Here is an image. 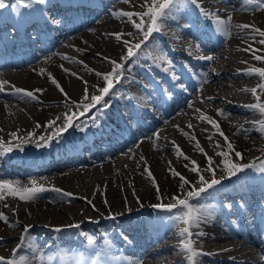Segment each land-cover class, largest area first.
<instances>
[{
    "label": "bare ground",
    "instance_id": "1",
    "mask_svg": "<svg viewBox=\"0 0 264 264\" xmlns=\"http://www.w3.org/2000/svg\"><path fill=\"white\" fill-rule=\"evenodd\" d=\"M84 1L47 0L46 4L26 8L17 4V0H3L6 6L0 8L3 50L6 53L11 50L16 61H20L0 69V82H6L4 91H0V144L11 148L0 155V182H10L21 189L30 188L35 183L49 189L29 201L4 194V199L0 200V212L8 218V223L0 221V237L3 238L0 240V256H12L14 246L11 242L21 241L22 235L26 237L24 244H41L28 238L29 232L24 233L25 226L37 233L36 228L48 225L56 232L46 234V237H54L51 241L72 242L70 236L60 237L55 231L57 228L62 233L70 230L76 234L78 228L83 227L98 238L111 237L115 245L124 246V255L131 253L127 248L136 246L125 245L128 235L136 242L142 240L144 245L153 242L155 247L141 257L142 264H188L187 253L180 247V231L184 225L177 216L181 210L167 211L153 205L173 204L172 197L181 194L180 179L174 177L170 169L199 187L196 174L189 170L193 166L190 161H195L206 180L213 178L207 171L205 155L194 146L198 141L203 152L213 161L215 178L222 184L202 194L198 201H192L200 215L198 224L190 228L195 247L203 253L197 257V264H264V216L258 215L259 224L256 226L254 221L249 222L247 240L244 241L237 237L236 227L232 224L239 219L230 218L231 212L223 203L235 201L238 198L235 194L240 191L246 197L264 195V172L247 169L228 178L221 163L224 158L218 155L221 151H229L225 141L211 124L198 118L206 115L219 125L233 145L230 160L232 156L236 157L235 152H239L242 161L237 164L259 167V162L264 161V131L256 123L264 121V116L245 107L256 101L250 91H244L261 82L257 75L245 73L250 69L264 68V62L254 59V55L264 56V44L259 43L264 37L253 31L255 28L264 30V9L247 4L245 0H201L206 11L225 21L231 16V21L226 23L227 34H222L215 30L212 19L201 16L189 5L164 20L160 31L154 32L142 45L137 57L126 65L120 82L115 84L111 94L104 97L108 107L105 108L102 102L89 112H82L74 102L83 101L85 87L89 95H99L95 86H104L103 80L95 73L110 71L109 60L120 61L126 51L123 40L136 44L143 39L128 17L113 13L144 11L141 7L144 0H89V5L85 6L82 5ZM53 5L58 8L51 11L49 6ZM67 5L72 6L69 13H65ZM79 6L87 17L78 26L71 25L60 33L63 20L71 15L74 20L79 18L73 13ZM55 13L59 14L61 23L56 27L48 26L56 32L57 40L47 41L40 29L37 30L38 20ZM132 19L138 21L135 15ZM186 24L193 26L185 27ZM245 24L251 27L242 28ZM8 26L20 35L25 51L21 44L13 48ZM30 32H35L34 39L29 42L21 40ZM113 33H123L124 36L118 41ZM30 47L40 49V54H29ZM160 56L166 59L161 60ZM206 56L213 59H202ZM50 77L55 78L63 93ZM178 77L189 86L182 94ZM162 86L166 88L164 97L160 92ZM14 88L34 91L37 99L28 100L15 95ZM149 88L154 90L158 99L151 97ZM37 89L43 91H35ZM64 93L70 99H66ZM260 99L264 102V94H260ZM167 109L169 113L164 121L149 127L148 136L139 140L131 137V128L146 126L135 110L151 119L158 110L164 112ZM218 110L224 115H219ZM65 113H76L74 126L57 137L55 132L63 126ZM110 114L116 117L118 125L107 131L111 130L106 124ZM49 121H55V124L49 127ZM146 121L152 123L154 120ZM182 132L194 136L195 141ZM105 135L112 143L106 148L107 159L95 152ZM48 137H54L49 141V148H29ZM173 142L189 159L178 158ZM86 149L95 153V162L85 160L83 153ZM114 152L119 153L114 156ZM68 167L72 168L67 170ZM54 168L60 173L51 175ZM22 171H42L44 175L22 184L6 178L12 176V172ZM148 171L159 188V198ZM259 182L261 189L255 186ZM247 185L253 187L244 191ZM53 188L72 195L63 196L52 191ZM186 190L190 189L186 186ZM46 217H67L69 221L49 222L44 219ZM73 225L79 227H71ZM120 230L128 235L125 233V237L120 238ZM39 234L35 236L37 240L42 238ZM159 241L163 242L157 244ZM105 259L110 258L105 255ZM26 264L42 263L26 257Z\"/></svg>",
    "mask_w": 264,
    "mask_h": 264
},
{
    "label": "snow or ice",
    "instance_id": "2",
    "mask_svg": "<svg viewBox=\"0 0 264 264\" xmlns=\"http://www.w3.org/2000/svg\"><path fill=\"white\" fill-rule=\"evenodd\" d=\"M125 2H128V0H125ZM247 4L255 5L258 8L264 9V0H245ZM47 0H17V4L22 5L23 7L30 8L33 4H39L43 5L46 4ZM189 5L193 6L197 12L207 18L212 19L214 21L215 30L218 33L227 34V28L226 23L231 21V16L227 18V21L221 19L218 15H215L213 13H210L206 11L201 3V0H144V3L141 5V7L144 9V11L139 13H132V12H116L113 13L115 16H124L128 17V20L130 23H132L133 27L137 30V32L141 33L143 36V39L140 41V43L131 44L127 40H123L122 42L125 45V54L120 58V61L116 60H109V63L111 65L110 71L106 73H95L97 77L103 80L104 86L100 87L99 85H96V90L99 92V95H89L87 91V87H85L83 101H89V103H83L81 102H74L77 103L78 107L82 109V112H89L93 107L96 105L104 103V107H108L106 102H104V97L111 94L112 90L115 87L116 83H119L121 78L123 77V73L126 69V65L133 61L139 51L142 48V45L147 41V39L154 33L158 32L161 29V25L164 20L170 18L175 13L180 12L187 8ZM6 5L3 3V0H0V8H4ZM16 5H13V8H15ZM138 17L137 20H133V16ZM46 22L52 27H56L61 23V20L59 18L53 19L52 17H46ZM192 24H186L185 27H191ZM242 28H250V25H242ZM254 32L258 33L261 37H264V30H260L258 28L253 29ZM112 35L115 36V39L118 41H121L124 34L123 33H113ZM128 35H131L129 33ZM260 44H264V39H261L259 41ZM197 48H199V45H197ZM247 51V49H246ZM65 59H68L65 57ZM106 60L108 58H105ZM159 59L165 60L166 58L164 56H160ZM202 59L211 60L213 57L206 56L202 57ZM254 59L260 62H264V56H258L254 55ZM167 62V61H166ZM246 75H257L260 78V83L257 84L256 87H253L251 89H244V91H250L251 94L255 97V103L246 105L245 107L249 108L253 111H258L262 116H264V102H261L260 94H264V68H254L248 70ZM74 75V74H73ZM175 79V77H173ZM50 80L53 84L56 85V87L63 93V88L60 87L59 83L55 80V78L50 77ZM6 82H0V91H4V84ZM87 85V82H85ZM35 91L42 92V89H37ZM14 94L15 95H21L25 97L28 100H36L37 97L35 96L34 91H28L21 88H14ZM66 99L67 94L64 93ZM211 99V98H209ZM101 114L103 113V109L100 110ZM82 114V113H81ZM218 114L223 116L224 113L222 110H218ZM76 116V113H65L64 115V124L62 127L58 128L55 132V136L61 135L63 132H65L68 128L74 126V117ZM199 119H202L209 124L213 126V128L216 129V131L219 133L221 137H223L225 144L229 151L224 152L221 151L218 153L219 156L223 157L224 159L221 161L224 172L227 173L228 178H231L232 176H236L239 173H242L246 171L247 169H254L257 171L264 172V163L260 164L259 167H257L256 164H237L230 160L228 157L231 152L234 151L233 145L228 140V137L220 130L219 125L213 121L211 118H209L206 115H202L198 117ZM59 119V118H57ZM93 120H95V117H93ZM257 124L260 125V130L264 131V121H257ZM55 124V121H49L48 126L52 127ZM191 127V125H189ZM243 131V129H241ZM13 136L16 134L13 133ZM31 135V134H29ZM157 135L158 134H154ZM182 135H185L189 139L195 141L194 136H188L187 133H183ZM52 138L54 137H48L47 140H45V144H47ZM41 139H44L43 137ZM211 139V137H209ZM174 149L177 153L178 158L182 157L184 159H189L187 156L183 154V151L179 148L178 145H175V142H173ZM195 148L201 152V154L205 155L208 163L207 171L212 173L213 178L211 180H206L203 176V174L200 172L199 166L196 164L195 161H190V163L193 165L189 170L196 174L197 176V183L199 184V187L196 186L195 183L187 180L185 177L180 175L178 172H176L174 169H170L171 174L176 177L178 176L180 179L179 184V190L180 195L173 196L172 199L175 201V203L170 205H153L154 208H163L167 211H172L173 209H179L180 214L177 216V219H179L184 227H182L180 231V247L181 250L187 253V261L188 264H197V257L202 255L203 253L199 251L195 247V241L192 239V236L194 235L190 228L194 224H198V221L200 219L199 215V209L197 205H194L192 203L193 200H199L202 197V194L207 193L210 189H214L217 185H221V180H218L215 178V169L212 167L213 161L210 157H207V154L203 152V149L199 145V142L196 141ZM219 146V145H218ZM6 151H11V148H4L3 144H0V155H3ZM235 156L237 158L242 159V154L239 152H235ZM143 159V158H141ZM185 167H188L185 165ZM147 175L149 178L153 179L154 186L155 181L152 177V174L150 171L147 172ZM187 189L190 190H186ZM7 189L8 195H11L13 197H18L20 200L23 201H29L38 198L42 193L45 191H48L49 189L45 188L43 185H36L35 183L32 185V187L28 188H16L14 187L10 182H0V200L4 199V190ZM52 191H55L57 193H60L63 196H71L72 193L63 192L61 189L53 188ZM157 195L159 198V188L156 186ZM89 203H91L89 201ZM107 203V201H105ZM230 207V205H229ZM0 221H3L5 223H8V218L0 212ZM11 226V225H10ZM71 227H79V225H73ZM29 228L28 226H25L24 233H28ZM55 231L59 232L61 229L57 228ZM199 235H203V233H199ZM3 238L0 237V240ZM26 239L24 235L21 236V244H18L16 249L12 250V256L10 257H3L0 256V264H26V257L23 255H20L17 257V254L21 247H23V242ZM87 242L91 245L93 243L92 237H87ZM137 264H140V262H137Z\"/></svg>",
    "mask_w": 264,
    "mask_h": 264
},
{
    "label": "rangeland",
    "instance_id": "3",
    "mask_svg": "<svg viewBox=\"0 0 264 264\" xmlns=\"http://www.w3.org/2000/svg\"><path fill=\"white\" fill-rule=\"evenodd\" d=\"M259 153V152H258ZM232 161L233 162H235V163H239V162H241L242 161V159H240V158H237V157H233L232 156ZM226 174V173H225ZM224 174V175H225ZM223 175V176H224ZM44 208V207H43ZM44 219H47L49 222H54V221H69V218H67V217H60V218H58V219H49L48 217H46V218H44ZM13 241V240H12ZM12 244H11V246L13 247V245H16V244H18V241L16 240V241H14V242H11Z\"/></svg>",
    "mask_w": 264,
    "mask_h": 264
}]
</instances>
